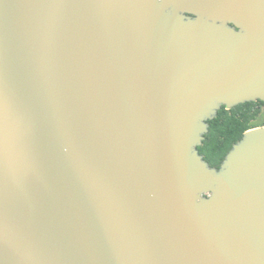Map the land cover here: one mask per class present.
<instances>
[{"label":"water","instance_id":"95a60500","mask_svg":"<svg viewBox=\"0 0 264 264\" xmlns=\"http://www.w3.org/2000/svg\"><path fill=\"white\" fill-rule=\"evenodd\" d=\"M264 0H0V264H264Z\"/></svg>","mask_w":264,"mask_h":264},{"label":"trees","instance_id":"16d2710c","mask_svg":"<svg viewBox=\"0 0 264 264\" xmlns=\"http://www.w3.org/2000/svg\"><path fill=\"white\" fill-rule=\"evenodd\" d=\"M207 122L208 130L197 149L210 165L218 166L245 130L264 125V101H246L230 108L221 106Z\"/></svg>","mask_w":264,"mask_h":264}]
</instances>
